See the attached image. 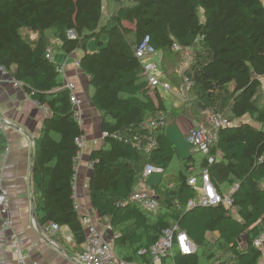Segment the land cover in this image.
Here are the masks:
<instances>
[{"label":"trees","instance_id":"trees-1","mask_svg":"<svg viewBox=\"0 0 264 264\" xmlns=\"http://www.w3.org/2000/svg\"><path fill=\"white\" fill-rule=\"evenodd\" d=\"M108 1L116 9L104 17L105 0H0V66L48 110L32 160L37 221L67 225L76 243L83 244L72 188L78 149L74 138L83 129L73 117L58 63L45 57L48 45L68 54L82 49L78 65L88 77L90 98L106 133L102 146L90 153L89 197L98 218L117 234L112 244L117 255L153 264L139 251L176 223L196 251L182 254L173 247L161 264H260L253 241L264 234V0ZM145 36L162 62L177 61L185 49L191 51L180 75L181 85L186 77L191 87L180 107L158 90L147 92L134 54ZM90 40L95 51L86 48ZM174 44L180 49L174 50ZM177 71L167 72L172 80H178ZM205 111L221 113L231 124L219 129L209 154L194 150L202 157L199 173L191 168L169 174L176 149L164 135L165 126L180 115L207 122ZM245 115L253 123H236ZM152 119L163 123L146 127ZM5 149L0 131V156ZM215 153L219 158L210 163L208 157ZM147 163L163 170L154 212L129 200ZM204 172L209 183H218L231 196L234 210L223 202L186 206L199 194L189 179L201 187ZM206 232L218 236L210 242Z\"/></svg>","mask_w":264,"mask_h":264},{"label":"crops","instance_id":"crops-1","mask_svg":"<svg viewBox=\"0 0 264 264\" xmlns=\"http://www.w3.org/2000/svg\"><path fill=\"white\" fill-rule=\"evenodd\" d=\"M34 36L35 34L31 33V37ZM53 41L56 40L53 39ZM90 42L93 41L90 40L86 44L88 50ZM94 49H97L95 44ZM82 53V49H76L69 54L57 49L53 52V60L63 68L64 84H73L76 106L82 112L81 127L85 148L80 156L75 159V174L72 186L75 208L80 217L92 207L88 189L92 172L90 153L93 149L102 146L104 138L100 113L90 98L91 88L88 77L76 64ZM156 58H162L160 52L156 53L154 59ZM154 90H158L169 104L177 107L182 105L170 103L167 98L169 92L160 88L149 89L147 92L150 93ZM47 114L48 111L42 110L32 102L31 97L23 87L12 85L9 74L0 77V131L6 139V149L0 156V172L1 183L8 191L9 216L12 220V226L4 228L1 226L0 215V264H17V251L11 245L13 235L20 242V250L27 264L31 262L36 264H72L83 248V244L76 243L74 235L67 225H60L57 232L46 234L42 232L41 225L37 221L36 207L39 203V195L32 182V160L34 141L40 134ZM204 115L209 118V111H205ZM197 122L198 119L192 115H180L169 121L165 126L164 135L176 149V155L168 170L169 174H177L181 171L191 170V168L199 173V163L202 157L198 156V153L192 147L187 148V155L181 154V143L183 141L185 143L186 133ZM162 174L163 171L161 173L154 172L147 176L146 186L155 192ZM205 185H208L207 188L211 189L212 192L225 195L221 185L209 183L208 179L204 180L203 176L200 186L203 188ZM155 195L159 200L161 199L159 192H155ZM97 220V224L106 239L113 244L117 234L113 232L106 220H100L99 218ZM217 236L218 233L216 232H206V237L210 242H213ZM238 242L240 246H244L245 237L240 236ZM114 250L116 253L118 252L117 248ZM126 254L129 255L130 250L127 249ZM259 261L260 264H264V257L260 256ZM153 264H161V261Z\"/></svg>","mask_w":264,"mask_h":264},{"label":"built area","instance_id":"built-area-1","mask_svg":"<svg viewBox=\"0 0 264 264\" xmlns=\"http://www.w3.org/2000/svg\"><path fill=\"white\" fill-rule=\"evenodd\" d=\"M68 36L71 38L75 37L73 31H68ZM174 50H179L177 44L173 45ZM54 47L48 45L46 47L45 57L53 60ZM157 51L150 43L149 36H145L135 47L134 54L139 60L142 70L146 76V87L149 89L160 88L166 92L173 93L177 97L184 100L187 96V91L191 87V81L186 77L183 78L182 89H178L174 86L165 76L159 73L158 65L154 56ZM183 54L190 58L187 50L185 49ZM78 64V62H76ZM57 69L62 73V66L58 65ZM9 74L5 69L0 66V77L2 75ZM10 81L14 87H22V84L15 80L10 74ZM65 86L70 90V101L73 107V117L75 121L81 126L82 125V112L76 106V99L73 94V84L66 83ZM185 96V97H184ZM184 97V98H183ZM32 102L39 106L42 110L48 111L45 104H40L38 100L32 98ZM156 123L162 124L160 120H148L145 122V126L150 128ZM231 122L221 113H214L207 118V122L196 125L188 130L185 135L186 142L194 150L201 152L202 154H209L210 149L216 144L218 139V132L221 127L230 125ZM103 137L106 135L105 132L102 133ZM150 139V137L148 138ZM77 144V157L80 156L85 148V142L83 136L79 135L74 138ZM151 146V142L148 143L146 150ZM219 153H215V156H209L208 161L211 163L217 159ZM162 168L155 166L153 164L147 163L142 170L140 179L136 183L133 192L129 200L146 211L154 212L159 207L158 198L155 192L146 186V178L150 174L156 172L161 173ZM204 180H207L206 173H203ZM189 184L193 186L195 190L198 191V196L195 200H189L187 207L192 206H210L217 203L223 202L227 206H230L232 210V198L229 194L218 195L211 191V189L205 187H199L196 185L195 178L189 179ZM210 187V186H209ZM236 186L233 187L235 189ZM211 191V192H210ZM9 196L7 189L1 183V172H0V215H1V226L4 228H10L12 226V220L9 216ZM234 212V211H233ZM97 214L93 207H90L81 217L80 221L84 228V241L83 248L80 253L76 256L72 264H138L137 262L124 260L117 255L111 242L106 239L103 231L99 228L97 224ZM60 229V225L52 222L46 221L41 225L42 232L46 234H53ZM254 246L260 251L261 256L264 257V234L257 236L253 241ZM11 245L17 251V264H27L25 257L22 255L20 250V242L15 235L12 236ZM173 247H175L182 254H190L196 251L195 244L188 237L186 232L179 228L176 223L170 224L165 228L159 238L150 245L147 249H141L139 252L149 255L153 263H158L162 258L166 257L171 253ZM29 264H36L31 262ZM214 264H223L216 262Z\"/></svg>","mask_w":264,"mask_h":264},{"label":"rangeland","instance_id":"rangeland-1","mask_svg":"<svg viewBox=\"0 0 264 264\" xmlns=\"http://www.w3.org/2000/svg\"><path fill=\"white\" fill-rule=\"evenodd\" d=\"M104 17H106L109 13L114 12V10L116 9V5L109 2L108 0H105L104 2ZM88 51H93L94 49V44L93 42H90L88 44ZM188 55L191 53L190 50L187 51ZM182 57H178L177 61H172V60H165V61H161L160 59H155L156 63L158 65V69H159V73L162 74L163 76L165 75L170 81H172L174 84H176L175 86L178 87V89H182V85H181V81H182V77L180 76L181 74H183V71L188 67L189 64V59L186 57L184 54H181ZM177 68V72L176 75L179 76L178 80H172L171 77L169 76V74L167 72H170L171 70ZM163 72V73H162ZM172 94V95H171ZM168 93L167 94V98L169 100L170 103L172 104H183V101L185 99L188 98V96H184V100H182L181 98L177 97L176 95H174L173 93ZM206 116L208 115L205 114ZM203 121L197 122L194 124V126L201 124ZM238 122H252V120L249 119V117L247 115L243 116L242 118H240L239 120L236 121V123ZM186 143V144H185ZM185 143L184 141L181 143V154L182 155H187L188 154V150L187 148L190 147V145L186 142L185 139Z\"/></svg>","mask_w":264,"mask_h":264}]
</instances>
